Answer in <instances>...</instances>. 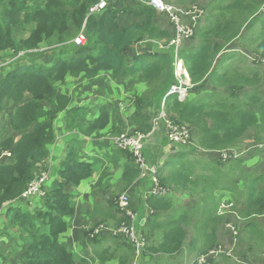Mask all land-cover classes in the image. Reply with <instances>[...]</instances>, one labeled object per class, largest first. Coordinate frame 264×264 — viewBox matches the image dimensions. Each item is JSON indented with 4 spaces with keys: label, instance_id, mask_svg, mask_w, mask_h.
<instances>
[{
    "label": "trees",
    "instance_id": "obj_1",
    "mask_svg": "<svg viewBox=\"0 0 264 264\" xmlns=\"http://www.w3.org/2000/svg\"><path fill=\"white\" fill-rule=\"evenodd\" d=\"M31 1L27 3L26 0H0V63L17 55L18 52L38 49L46 41L66 44L82 26L86 43L81 46L73 44L74 50L69 56L57 55L46 58L39 64L34 63V58H28L18 60L9 66H1L0 112L3 100L14 103L9 113V127L12 132L18 133V137L16 139L14 135H8L0 140V151L7 150L12 155L0 161V209L6 202L14 201L21 196L35 177L37 164L48 157L49 146L56 138L53 119L57 112L69 105V98L58 92L56 81H63L70 73H82L83 78L91 80L105 71L112 79L120 81L125 86L136 87L135 107L129 118L142 133L149 132L152 126L150 115L142 109L156 105L160 107L170 83L174 82L172 47L155 52L142 50L140 53L134 48L135 43L143 38L152 40L165 34L161 27L162 21L157 19L156 11L152 7L136 1L134 3L138 4L131 7V2L117 0L110 3L103 12L87 16L90 6L98 0H65L67 1L65 6L60 5L61 0H50L53 7L46 3L43 8H37L29 13L26 9L33 5ZM252 1L236 0L228 3L226 10H232L230 7L238 5L239 2L244 7L241 6L240 11L232 13L229 11L230 18L228 16L225 18L224 12V17L220 19L219 15L223 12L220 10L218 17L211 16L202 28L204 32H200L201 40L196 45L185 44V40L178 48L177 56L182 59L193 86L188 89L183 101H179L176 94L166 97L164 108L166 106V112L174 115L172 120L167 114L173 122L179 124L185 122L199 131L198 146L204 151L220 150L223 145L228 146L236 136L253 127L263 129V126H258L259 113L256 110L241 107L235 104L232 98H229V102L225 98H220L213 104L206 103L205 98L210 86L212 90L215 89L214 99L217 89L238 91L247 86L250 75L257 80L261 78L260 72L253 69L243 74L236 72L234 67H229L232 72L228 74L224 70L227 69L224 63L234 54L228 53L226 57L216 59L224 43L239 35L264 0H259L254 6ZM21 15L26 21L35 24L24 38L16 41L13 36L15 19ZM242 15L241 21H236ZM221 40L223 45L219 43ZM254 41L256 54L264 56V18L260 19V29L255 32ZM147 84L150 85L147 94L139 92V89L141 87L145 89ZM166 86L167 89L164 88ZM26 94L28 95L25 98ZM248 98L255 99L253 94H249ZM44 102H48L52 107L46 109ZM259 106L264 109V100L260 101ZM85 109L83 106H72L68 109L65 115L66 128L76 129L82 136L101 135V130H107L112 135L123 131V119L116 118L115 121H111L110 114L104 106L93 119L87 117ZM260 111H263L261 118H264V110ZM210 160L215 159L206 161L189 159L182 163L177 162L168 167L166 174H158V185L168 191V187L189 190V186L190 191H194L193 182L197 180L203 183L204 191L214 186L212 189L214 194L227 192L231 196H236L239 204L243 202V208L238 212L241 216L237 219L244 224L242 231L249 240L253 235L257 236L264 248V226L255 220L264 216V175L244 171L243 167H235L238 171V175L235 176L232 173V164L220 171ZM229 162L232 160L223 161L224 164ZM93 166L94 163L91 161L80 160L73 149V144H70L57 166L56 179L47 187L46 195L39 199L34 207L27 205L11 207L5 212L6 230H12L9 244H13V251L11 248L9 250L12 253L17 252L18 264H78L72 254L60 244L59 236L67 230V218L75 213L72 194L67 186H76L90 178ZM195 170L200 174L195 176L196 179L190 180L189 177ZM122 174L123 179H126L124 190L129 186L133 189L131 185L136 183L140 174L138 166L129 161L122 167ZM221 174H224L223 178L220 177ZM169 194L166 191L164 194L151 193V188L149 190L148 205L158 206L157 210L166 213L156 219L160 222L149 219L151 220L147 223L149 227L146 226L148 233L151 235L155 229H160L163 233L162 242L157 245L146 243L145 249L139 255L140 259L147 256L149 260H154V255L176 253L183 246L185 231L176 224L181 221L184 224L188 223L186 217L188 213L186 209L174 207V202L170 198H162ZM230 203L232 202L228 199L221 203L219 208L223 205V210L228 209L232 207ZM217 207V204L212 207L204 204L201 207L204 210H200L199 207L193 214L197 221L194 225L195 237L189 243L192 252L198 250L195 243L199 237L200 240L205 238L203 243L206 245L205 249L199 247L201 253H207L218 245L216 227L213 224V221L218 219L215 217ZM164 217L174 220V223H163ZM123 219L125 222L129 220L126 214ZM206 229L205 234L203 231ZM93 231L91 228L86 232V237L95 244L99 240L96 235L110 232L104 230L100 234H93ZM91 235L95 238L90 239ZM123 241L129 245L125 237ZM80 264L83 262L80 261Z\"/></svg>",
    "mask_w": 264,
    "mask_h": 264
},
{
    "label": "rangeland",
    "instance_id": "obj_2",
    "mask_svg": "<svg viewBox=\"0 0 264 264\" xmlns=\"http://www.w3.org/2000/svg\"><path fill=\"white\" fill-rule=\"evenodd\" d=\"M50 1V0H49ZM47 2L48 5L52 6L51 2ZM62 2L60 5L65 6L67 1L61 0ZM166 3L174 5L175 7L181 8L185 11L192 9L195 10V14L199 15L196 25H194L193 34L188 38L189 40H186L184 43L196 45L201 40L200 32H204L202 29L210 17H218L220 10L223 11L220 13L219 17L222 19L224 17L225 12V18L229 15V11L232 13L233 11H240L243 6L242 3L239 2L238 5H235L233 7H230L232 10H226L228 5L236 0H223V2L219 3L218 0H164ZM259 0H253L252 6L256 5V3ZM131 2L130 6L134 7L138 3H134V1H123ZM139 2V1H136ZM229 3V4H228ZM45 4H36L33 3L31 7L26 9L29 13H32L33 10L37 8H43ZM53 7V6H52ZM244 7V6H243ZM246 8V7H245ZM21 13V12H20ZM243 15L238 17L236 21H241ZM264 18V1L260 8L255 12L253 16H251L247 23L243 26L241 29L239 35L231 40L230 42L224 43V47L222 51L216 56V59H221L223 57H226V54L231 53L234 54L233 57H228L226 62L224 63V67H227V69L224 68L225 71H227L228 74H230L232 71L229 69V67H234L236 69V72L243 73L248 72L251 69L258 70L260 72V77L258 80L253 77L249 76L250 79L247 83V86L238 90V91H224L217 89V95L213 99V92L215 89L210 86L207 90L209 91L206 95V103L213 104L214 102L218 101L220 98H225L229 102V98H232L235 102V104H238L241 107H246L251 110H256L258 114V121H259V127L263 126V129L258 128H251L247 130L244 133L239 134L234 138V141L231 142L228 146L221 148L220 150L215 151H208L205 150L204 153H206L205 158L209 160L210 153L213 154V157L211 159H215L213 161L210 160V162L214 163L218 169L223 170L225 167L232 168V173L237 176L238 171L235 167L242 168L244 171H253L255 174H262L264 175V118H261L263 115V111L259 104L260 101L264 100V56L256 54V45L254 41V35L257 30L260 29V19ZM125 19V18H124ZM123 19V20H124ZM165 22L161 26L165 34H163L162 37L149 40L148 38H143L139 41H137L134 45V48L136 52H142V50H148V51H160V50H168V45L170 43L171 37H172V27L170 22L168 21L167 17H165ZM183 21L187 22L190 21L189 17L184 16ZM249 23V24H248ZM35 22H29L25 20V17L16 16L15 19V26L13 30V36L15 40H19L24 38L29 30L34 26ZM248 24V26H247ZM167 29V30H165ZM75 36V35H74ZM71 38V37H70ZM223 45V41L221 40L219 42ZM74 50L73 44H54L50 43V41L43 42L38 49H35L33 51H22L24 52L18 59L14 60L12 64L17 62L18 60H26L28 58H34V63L39 64L40 61L43 62L46 58H51L57 55H67L69 56ZM179 57H177L178 59ZM10 64V65H12ZM248 75V74H247ZM173 77V74H172ZM90 78H83V74H77V73H70L67 74L65 79L63 81H56L55 85L58 88V92L65 94L69 98V102L75 104L74 106H77L79 102L82 100H89L91 103L95 102V100L98 98L104 102V108H106L109 112V117L111 121H115L116 118H122L124 121V127L123 131L121 133H133L135 131H139L136 128L134 124L130 121L129 115L131 111L135 107V100L137 97V93H135L136 87H132L130 85H124L120 83V81H116L111 78L108 72H100L97 77L89 80ZM143 83V82H142ZM173 83V82H172ZM170 83V85L172 84ZM187 83L190 84V88L193 86L191 83L189 76L187 79ZM150 85L147 84L145 89L141 87L139 89V92L143 91V93L146 95L147 91L149 89ZM217 87V86H216ZM167 89L168 87H164ZM218 88V87H217ZM222 89V87H219ZM234 93V94H232ZM253 94L255 99H249L248 95ZM28 94L25 95V98ZM71 95V96H70ZM234 95V96H233ZM72 97L76 103L73 102ZM218 99V100H217ZM13 102L8 100H3L1 103V109L0 112V140L8 135H14V137L17 139L18 133H14L11 131L9 127V116L10 111L13 109ZM44 107L46 109H50L52 106L48 102L43 103ZM69 106V105H68ZM258 107V108H257ZM67 108V107H66ZM259 109V110H258ZM144 112L148 113L150 115V124L152 125V121H154V126L157 128L159 126L158 124V118H166L167 114L169 117L173 120L174 115L166 112V106L161 110V106H153L148 108L142 109ZM161 110V111H160ZM63 111L57 112V120L59 115L63 116ZM158 115V118H155ZM168 117V116H167ZM168 117V118H169ZM169 118V119H170ZM170 119V120H171ZM171 120V121H172ZM182 122V121H181ZM184 124V127L189 129L188 131V140L187 144L190 147L199 148V131H197L193 126L182 122ZM64 126V125H63ZM65 129V128H64ZM68 131L69 135H74L76 138L81 137L82 135L80 132H78L76 129H65ZM57 131L63 133L62 128L59 126L56 128V135ZM154 132V131H153ZM152 132V133H153ZM190 132V133H189ZM79 133V134H78ZM101 135H86L90 138H103V142L107 143L115 136L110 134L107 130H101ZM59 138V135H57ZM84 136V137H86ZM91 138V139H92ZM261 139V140H258ZM167 140V139H166ZM100 141V140H99ZM168 143H170L167 140ZM110 143V142H109ZM113 146V145H112ZM114 147V146H113ZM115 148V147H114ZM117 149V148H115ZM118 150V149H117ZM201 151V150H200ZM228 152L234 155V157L231 158L232 162L229 163H223V161L220 159L219 155L222 152ZM125 152V151H124ZM126 154H120L118 158L121 161L124 162H133V159L131 156L125 152ZM200 153V152H198ZM198 158V156L196 157ZM194 158V160L196 159ZM176 157L173 159L169 167H172L173 164H176L179 162V160H176ZM134 163V162H133ZM47 163H39L37 167V171H42L43 169L48 170L49 176H50V169L46 165ZM111 172L115 175L119 174V169L116 165H112ZM231 173V174H232ZM104 172H102V175ZM200 172L198 170H195L192 174L193 176L199 175ZM240 175V174H239ZM221 178L224 177V174L220 175ZM52 178V176H51ZM239 178V177H238ZM87 180V179H86ZM140 180H147L145 177L140 176L136 183L133 186L137 185V182ZM159 180L157 176V181ZM126 179H119L118 176L114 178L111 182L112 186H109L107 184H103L105 187V191H108V196L106 195V199L108 198L110 201V205L112 209H108L110 211L117 212V216L115 218L106 217L105 215H100L99 212H97L96 207L90 205V209H80L81 206L78 203V200L76 199L75 195L72 192V198L75 205V214L72 216V218L75 217V215L79 212L87 213L86 216V223L85 225H82L80 231L84 232L85 237L87 236L86 232L93 230L97 228V226H104L105 228H114L117 229L122 223H126L123 219L124 212H122L123 209H119L116 203V200H118L119 207H125L127 205L121 206L119 203V199L122 197V193H126L129 196V203H130V196L131 192L133 191L132 188H126L125 190H122V185L125 184ZM237 180H234V183H236ZM100 183V182H99ZM264 184V182H263ZM107 185V186H106ZM148 187L146 190H150L151 183L148 182ZM194 191L183 189L181 191H176L173 193L176 195V197H179L182 199V203L179 206H182L183 208H186L187 213L186 217L188 219V223L184 224L182 221L178 222L176 225L183 228L185 231V237L183 240V246L181 250L177 251L176 253H170L169 255H173L169 259H161L162 257L166 256L169 257L168 254H158V260L152 261L150 264H167V261L169 262H175L179 264H264V248L261 244V241H258L257 236L253 235V238L249 240L246 237V233L242 231L243 222L240 220H237L238 217L241 215L238 213L240 209L243 208V202L242 204L237 202L236 196H231L227 192H217V194L212 193V189H214V186H210L208 190H203V183L200 181H194ZM97 186H95L96 189ZM167 187V186H165ZM101 188V187H99ZM165 189V188H164ZM169 191L167 189L166 192L172 194V189L169 188ZM97 194V191H93L92 195ZM161 196V195H160ZM37 197V196H33ZM230 199L232 203V207L228 209H220L219 205L221 203H224L226 200ZM105 200V199H104ZM208 202V203H207ZM204 204H207V206L212 207L214 204H217V212L215 217H218V219L213 221V224L216 227V240L218 242V245L214 249L211 248V250L207 253H201L200 248L205 249L206 245L203 243L205 238L200 240V237L196 240L195 246L198 250L191 251V246L189 245L190 240L195 237V223L197 221V217L193 214L197 209L204 210L201 208ZM223 206V205H221ZM220 206V207H221ZM24 207V206H21ZM131 207V206H130ZM176 207V206H174ZM195 208V209H194ZM31 209V208H30ZM219 209V211H218ZM106 210V209H102ZM223 210V211H222ZM131 211H134V209H131ZM168 212V210H167ZM165 211L162 210H155L150 209V214L156 218L159 219L161 216L165 214ZM172 214V213H170ZM2 217V216H1ZM0 217V220H1ZM69 218V217H68ZM67 218V219H68ZM162 221L163 223L168 222V224L174 223V220H169V218H165ZM256 222L260 223L262 226H264V216L255 218ZM236 221H238L236 224H234ZM0 221V225H1ZM72 225H75V221L72 220ZM136 224V223H135ZM213 224H210V226H213ZM77 225V224H76ZM235 226V227H233ZM77 227V226H76ZM142 227V226H141ZM138 227L135 229L138 231L137 237L141 238L143 240V244L145 243H153V245H157L162 242V236L163 233L160 229H155L151 235L148 233L146 228ZM112 229V230H114ZM203 233H207V229L203 231ZM114 238V245L116 246L117 243L123 241L124 236L120 235V237L112 236ZM244 239V240H243ZM61 240V238H59ZM80 241H82V237H80ZM131 242V240L129 239ZM126 243V242H125ZM149 243V244H150ZM127 244V243H126ZM3 245V243H2ZM7 245V243L5 244ZM110 247L113 245L111 242V237L108 239H104L102 242V247ZM210 245V242L208 243ZM129 246L132 248L128 249V252L121 251V249L115 250L114 253L112 252H106L101 257L97 258L96 261L93 262V264H135V255L133 252V245L129 244ZM200 247V248H199ZM1 248V243H0ZM2 250V249H0ZM220 250V252H219ZM223 250H227V252L224 254ZM10 251L9 248L5 250L4 252ZM133 252V258L132 257ZM10 253H12L10 251ZM13 254V253H12ZM9 257H12L9 255ZM14 258V257H13ZM191 258L190 260H188ZM214 258V259H212ZM209 260H212L211 262ZM140 261V260H139ZM137 261L136 264H149L147 263V260ZM15 262V261H14ZM196 262V263H195ZM9 264V263H7ZM15 264V263H13Z\"/></svg>",
    "mask_w": 264,
    "mask_h": 264
},
{
    "label": "crops",
    "instance_id": "obj_3",
    "mask_svg": "<svg viewBox=\"0 0 264 264\" xmlns=\"http://www.w3.org/2000/svg\"><path fill=\"white\" fill-rule=\"evenodd\" d=\"M30 1L31 0H26L27 3H29ZM48 1L49 0H32L31 5L34 2L38 5L41 3L46 4ZM123 1H126V0H123ZM156 16L158 20L162 21V25H163V23L165 22L164 19L165 17H167V15L164 13L156 12ZM74 37L75 36L71 37L69 41L66 42V44L69 43V44L76 45L74 42H70ZM85 43H86V36H85L84 43L81 45H84ZM81 45H76V46H81ZM72 100L74 103H76L73 97H72ZM104 102L105 101H102L97 98L95 102L91 103L87 99L83 101L81 100L79 104H77V106L85 107L87 117L90 119H93L94 117L98 115L97 112L101 109V107L104 106L103 105ZM74 105L75 104L69 102V106L65 108L64 110H62L63 116L59 115L58 120H57V114H56L53 119V129H54L55 135H56V128H58L59 126L62 128L63 133L57 131V135H59V138L56 135L54 142L49 146L48 157L44 161L40 162V163H47L46 165L50 169V176H49L50 178L46 184V188L49 185H51L54 179H56L57 166L61 162V160L64 158L67 148L70 146V144H73V149L76 151L79 159L83 161H91L94 163V166H93V173L90 178L82 181L80 184L76 186L69 185L67 186V189H69L71 194L73 192V194L75 195L76 199L78 200V203L81 206L80 209H90L89 206L92 205L96 207L95 209H97V212H99L100 215H105L106 217H110V218L118 217L117 212L113 210L112 211L109 210V209H112L109 203L110 200L108 198L106 199V195L108 196L109 192L105 191V187L103 186V184L112 186L111 182L114 178H116V176H118L119 179L123 178L122 167L127 162L121 161L118 158V156L120 154H126V153L120 149L118 150L115 149L112 146L113 144L111 143V141H109L110 143L109 142L104 143L103 138L105 137H98V138L91 137L92 138L91 139L89 136H86V135H84L86 137L81 136L78 138H76L74 135L73 136L69 135L68 131L65 130L67 129L65 115L69 111L68 109H70ZM204 152L205 151L202 150L200 147L199 148H194L190 146L181 147V146H176L171 143H168L166 140L165 134L163 132L162 124H159V126L155 128L154 132L145 141V144L143 147L144 158L148 166H152L156 168L157 176L159 173L164 175L168 172V167L170 166L171 162L173 161L175 157H176V160H179V163H182L183 161H187L189 159L194 161V158H196L197 156L198 158L196 159L198 161H206L207 160L205 158L206 153ZM2 153L3 151H0V161L5 157L2 155ZM128 154L131 156L130 153ZM212 157H213V154L210 153L209 159H211ZM38 164H37V167H38ZM112 165H116L118 167L119 169L118 175L114 176V173L111 172ZM43 170L48 172V170L46 169H43ZM102 172H104L103 175H102ZM189 178L190 180H192V179H196L197 177L190 175ZM148 182H150V179L149 181L140 180L139 182H137V185L135 187L133 186V191L131 192V196H130L129 207L131 206L130 208L134 209V212L136 214L135 221H136L137 228L141 226L143 228H146L148 221H151L153 219L156 220V218H154L150 214V209H156V207L158 206L156 207L149 206L147 202L148 201L147 197L149 196V190H146L148 187L147 185ZM124 185L125 184L122 185V190H124ZM95 186H97L96 189H95ZM128 188H130V186ZM171 189H172V194L170 193L169 195H166L162 198L168 197L174 202V206L179 207L180 209H186V208H183L182 206H179L182 203V199L179 197H176V195L173 194L176 191H181V190H176L173 188ZM93 191H97V194L92 195ZM38 201H39V197H32L30 199L28 207H34ZM16 202L17 201L6 202L3 205V207L0 209V217L2 216L0 220L2 222L0 225V243H1L0 249H2L0 250V253H2L1 258H0V262H1L0 264H7V263L18 264L17 263V252L13 254L10 253V251L4 252L5 250H7V248H11V250L13 251V248H12L13 244H9V235L12 234L11 233L12 230H6L7 224H6L5 212L11 207L16 208L15 206H24L27 200L21 199V201H19L18 203ZM108 206H109V209H108ZM102 209H106V210L104 211ZM87 214L88 212L84 213V212L78 211V213L75 215L74 218H72V216L69 217L67 219L68 227H67L66 232H64L63 234L59 236V238H61V240H59L60 244H62L72 254L74 260L78 264H80V261H82L83 264H93V262L96 261L97 258L101 257L108 251L114 253L115 250H118V249H121V251H125V252H128V249L132 250V248L128 244H126L125 241H122V240L121 242L117 243L115 246L114 238H112V236H116V235L110 232L96 235L99 237L97 244L90 241L87 237H85L84 232L80 231L82 225H85L86 223ZM72 220L75 221V225L71 224ZM157 222H160V221H157ZM147 227H149V225ZM80 237H82V241H80ZM109 237H111V242L113 243V245L111 247L110 245L107 247H102L103 240L104 239L109 240ZM94 238L95 236L91 235L90 239H94ZM6 243L7 245H5ZM133 252L135 255V261H136L135 264L139 260L140 261L147 260V263L149 262V264L152 261L158 260L157 255H154V260H149L147 256H144L140 259L139 255L135 252L134 248H133ZM133 252H132L131 260L133 258ZM9 255H11L12 257H9ZM172 256L173 255H169V257L164 256L161 259L163 258L169 259ZM190 259L191 258H189L188 260ZM167 264H179V262L171 263L167 261Z\"/></svg>",
    "mask_w": 264,
    "mask_h": 264
},
{
    "label": "built area",
    "instance_id": "obj_4",
    "mask_svg": "<svg viewBox=\"0 0 264 264\" xmlns=\"http://www.w3.org/2000/svg\"><path fill=\"white\" fill-rule=\"evenodd\" d=\"M117 0H98L90 6L88 9L87 16L101 13L108 7V5ZM123 1V0H118ZM142 2L150 7H152L158 13H164L167 15L169 22L173 25V36L171 37L168 47H172L174 50V60H173V76L174 82L169 86L165 92L162 101H161V110L164 108L165 97L177 93L179 100H184L188 94V89H190V84L187 83L188 74L183 66L182 60L177 59V52L179 46L182 42L189 38L193 34V25H195L196 20L199 15L195 14V10L189 9L187 11L175 7L174 5L166 3L164 0H132ZM189 17V22H184L183 17ZM76 45H81L85 41L84 27L78 31L75 37L71 40ZM21 54V53H20ZM160 110V111H161ZM158 118V115L155 117ZM154 121H152V128L150 132L142 133L135 131L133 133H121L116 135L111 139L112 144L115 148L122 151H127L133 157L135 164L140 170V176H143L147 179H150L151 183V193L164 194L165 191L158 185L157 181V170L155 167L148 166L144 155L142 153L143 146L147 138L155 130ZM158 124H162L163 132L166 139L173 145L188 147V131L184 127V124H179L171 121L167 116L166 118H158ZM190 133V132H189ZM3 156L9 157L10 153L4 151ZM223 159H227L229 155L225 152H222ZM49 180V175L47 171H38L35 177L28 184L27 189L21 194L22 199H31L33 196L44 197L46 194L45 185ZM122 197L119 199L121 206L119 207L118 200H116L117 206L119 209H123L122 212L126 214L129 220L126 223H122L117 229L114 228H105L104 226H97L94 229L93 234H100L104 230L110 231L114 235H122L129 242V244L135 246L133 247L135 252L140 255L145 248L143 240L139 237L138 231L135 224L136 214L134 211H131L129 208V196L126 193H122ZM223 209V206L220 207ZM114 229V230H112ZM131 240V242L129 241ZM202 263V262H200Z\"/></svg>",
    "mask_w": 264,
    "mask_h": 264
},
{
    "label": "clouds",
    "instance_id": "obj_5",
    "mask_svg": "<svg viewBox=\"0 0 264 264\" xmlns=\"http://www.w3.org/2000/svg\"><path fill=\"white\" fill-rule=\"evenodd\" d=\"M196 20V22H195V25H196V23H197V20L198 19H195ZM187 22H189V21H187ZM172 25V24H171ZM172 27H173V25H172ZM82 28V27H81ZM193 29H194V25H193ZM188 39V38H187ZM187 39H185V40H187ZM184 40V41H185ZM183 41V42H184ZM70 42H72V41H70ZM182 42V43H183ZM21 53V54H20ZM24 52H18V54L17 55H15V56H13V57H9V58H7L3 63H0V68H1V66H9L10 64H12V62L14 61V60H16V59H18L22 54H23ZM182 60V59H181ZM182 63H183V61H182ZM185 68V67H184ZM186 70V69H185ZM186 72H187V70H186ZM187 74H188V72H187ZM174 94H176L177 95V98H178V94L177 93H174ZM172 95V94H171ZM170 96V95H169ZM168 97V96H167ZM165 99H166V97H165ZM179 100V99H178ZM179 101H183V100H179ZM165 102V101H164ZM151 128H152V126H151ZM150 131H151V129H150ZM149 131V132H150ZM119 134H121V133H119ZM119 134H117V135H119ZM114 136H116V135H114ZM111 141V140H110ZM112 143V142H111ZM114 146V145H113ZM144 147V146H143ZM189 147V146H188ZM5 151H7V150H5ZM4 152V151H3ZM7 152H9L10 153V156L9 157H11V152L10 151H7ZM125 152H127V151H125ZM128 153V152H127ZM142 153H143V149H142ZM227 155H229V157L227 158V159H223V157H222V153H220V155H219V157H220V159L222 160V161H227V160H229V159H231L232 157H234V155H232L231 153H228L227 151L225 152ZM6 157V156H5ZM4 157V158H5ZM131 158H133L132 156H131ZM235 158V157H234ZM133 162H134V160H133ZM135 163V162H134ZM38 172V171H37ZM36 172V173H37ZM35 173V174H36ZM49 175V174H48ZM50 178V177H49ZM49 181V180H48ZM47 184V183H46ZM45 189H46V192H47V188H46V185H45ZM46 195V194H45ZM38 197V196H37ZM41 198H43V197H39V199H41ZM21 196L19 197V198H17L16 200H14V201H17L16 203H18L19 201H21ZM24 200H27V202L24 204V205H27L28 206V204H29V202H30V199H24ZM12 202V201H11ZM15 207H17V206H15ZM130 208V207H129ZM130 210H131V208H130ZM7 211V210H6ZM218 211H219V209H218ZM220 212V211H219ZM135 223H136V221H135ZM233 227H235V226H233ZM236 228V227H235ZM4 243V242H3ZM145 249V248H144ZM219 252H220V250H219ZM223 252H224V254L227 252V250H223ZM142 253V252H141ZM201 264V263H200Z\"/></svg>",
    "mask_w": 264,
    "mask_h": 264
}]
</instances>
